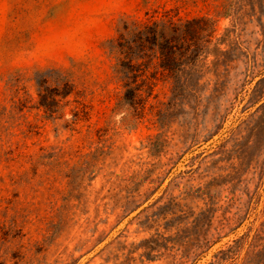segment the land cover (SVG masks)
<instances>
[{
  "label": "rangeland",
  "instance_id": "374dc122",
  "mask_svg": "<svg viewBox=\"0 0 264 264\" xmlns=\"http://www.w3.org/2000/svg\"><path fill=\"white\" fill-rule=\"evenodd\" d=\"M166 14L222 51L128 103L106 41ZM263 114L264 0H0V264H264Z\"/></svg>",
  "mask_w": 264,
  "mask_h": 264
},
{
  "label": "trees",
  "instance_id": "16d2710c",
  "mask_svg": "<svg viewBox=\"0 0 264 264\" xmlns=\"http://www.w3.org/2000/svg\"><path fill=\"white\" fill-rule=\"evenodd\" d=\"M214 33L213 21L205 16L121 19L115 36L106 41V50L115 60L113 71L123 98L128 103L141 99L158 79L170 82L172 96L195 93L198 63L205 62L209 52L222 51L217 46L209 48ZM53 79L57 87L50 86ZM34 80L38 105L50 113L73 90L68 76L59 70L38 73Z\"/></svg>",
  "mask_w": 264,
  "mask_h": 264
}]
</instances>
